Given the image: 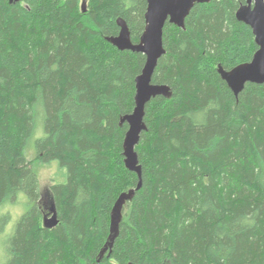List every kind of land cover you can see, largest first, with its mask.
<instances>
[{"label":"trees","instance_id":"trees-1","mask_svg":"<svg viewBox=\"0 0 264 264\" xmlns=\"http://www.w3.org/2000/svg\"><path fill=\"white\" fill-rule=\"evenodd\" d=\"M82 1L0 0V206L28 205L13 228L0 218V264H98L130 190L99 264H264V84L236 97L218 73L258 50L236 18L247 0H210L184 29L166 24L153 83L171 97L146 106L139 190L122 120L146 57L109 39L123 20L138 44L147 2L85 0L84 13ZM54 161L67 181L42 194L35 165Z\"/></svg>","mask_w":264,"mask_h":264},{"label":"water","instance_id":"water-1","mask_svg":"<svg viewBox=\"0 0 264 264\" xmlns=\"http://www.w3.org/2000/svg\"><path fill=\"white\" fill-rule=\"evenodd\" d=\"M18 2L19 0H15ZM147 11L145 14L146 27L138 44H134L130 37V31L125 21L118 20L120 34L110 38L109 42L120 51H131L143 54L146 57L145 65L141 74L136 78V94L134 112L125 116L122 122L128 124V131L124 139V163L126 168L137 174L139 185L142 186V169L136 146L140 142L141 134L147 129L144 122L146 106L157 97H171L169 87L153 83V76L159 60L165 54L163 46V33L167 23L180 29L185 28V21L195 5L209 3L210 0H146ZM13 3V0H10ZM82 11L86 12V2L82 1ZM239 22L250 27L258 47L252 60L239 65L232 70H225L218 66V73L233 94L238 95L247 84H264V0H247L241 5L236 13ZM135 190L123 193L117 200L112 211L110 241L101 252V257L112 248L115 238L119 232V223L122 219V210L128 201L135 195ZM45 225L53 226L57 222L52 218Z\"/></svg>","mask_w":264,"mask_h":264},{"label":"rangeland","instance_id":"rangeland-1","mask_svg":"<svg viewBox=\"0 0 264 264\" xmlns=\"http://www.w3.org/2000/svg\"><path fill=\"white\" fill-rule=\"evenodd\" d=\"M36 139L37 138H35L32 142L33 146ZM29 155L31 158L35 156L31 149ZM35 170L38 175L40 190L42 194L47 193L48 188L51 184H60L65 183L67 181L66 170L60 166V163L58 161L51 162L50 164H36ZM16 203L0 206V218L10 216L9 225L11 228L14 227L16 222L28 210L27 200L24 195L18 196ZM9 207L11 210L9 209ZM3 235L6 234L0 233V252L5 240L4 237H2Z\"/></svg>","mask_w":264,"mask_h":264}]
</instances>
